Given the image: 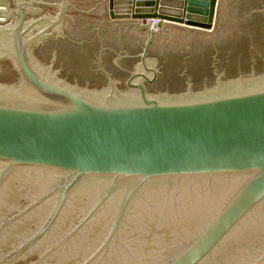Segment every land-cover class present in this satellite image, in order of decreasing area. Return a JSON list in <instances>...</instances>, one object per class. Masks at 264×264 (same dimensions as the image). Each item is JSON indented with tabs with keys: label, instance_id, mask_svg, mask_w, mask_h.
I'll return each instance as SVG.
<instances>
[{
	"label": "water",
	"instance_id": "water-1",
	"mask_svg": "<svg viewBox=\"0 0 264 264\" xmlns=\"http://www.w3.org/2000/svg\"><path fill=\"white\" fill-rule=\"evenodd\" d=\"M108 1L113 27L136 28L146 44L128 80L89 88L37 54L70 0H0V185L27 181L29 201L8 222L48 208L16 252L63 228L47 253L90 235L83 264H264V63H245L251 42L264 47V15L250 13L254 0ZM169 24L176 54L196 47L204 67L194 57L181 83L155 88L149 50ZM220 46L225 75L202 83ZM77 63L65 66L72 79L89 68Z\"/></svg>",
	"mask_w": 264,
	"mask_h": 264
},
{
	"label": "flooded vegetation",
	"instance_id": "flooded-vegetation-1",
	"mask_svg": "<svg viewBox=\"0 0 264 264\" xmlns=\"http://www.w3.org/2000/svg\"><path fill=\"white\" fill-rule=\"evenodd\" d=\"M25 1L27 2L28 0ZM70 2L71 6L61 33L58 36L55 35L54 38H47L45 40L46 43H44L45 41L43 42V49L39 48L38 56L42 59L51 60L52 65L56 66L62 74L60 75L61 77L70 81L74 80V83L81 86L92 88L94 84H108L107 75L111 76L115 81H122L125 78L124 81L128 80L130 72L140 62L139 55L143 52V47L146 44L145 35L136 28H129L125 25L118 26L117 29L114 28L115 26L113 27L109 18L108 0L100 1L105 11L98 15L93 12L97 3H100L98 0H70ZM250 10L251 14L264 15V0H254ZM248 12H246L247 18ZM156 27L158 28V25ZM176 27V24L167 26V37H162L160 40L162 43L158 50L156 47L158 38L150 46L149 57L157 58L159 61L160 74L154 85L155 88L159 87L162 77L167 78L169 76L167 82L171 83L170 86H173L174 82L181 83V78L185 79L187 77H184V72L182 73L181 71L187 68V63L190 65L194 57L197 58L194 61V67H204L205 60L200 59L201 50H196V47H192L193 51L188 50L189 45L185 44L187 51L182 46L180 51H178L179 55L176 54V48L172 47L169 42ZM218 28L217 23L216 29ZM215 33L217 34V32ZM262 46L260 43L251 42L250 48L247 50L250 60L245 62L250 64L251 68H256L257 64L264 63V47ZM217 48L216 54H213L211 59H207L210 61L209 66L212 72L199 71V75L202 76V83L209 82L210 76L216 78L218 74L225 75L227 66L222 62V59H226V54H221V46ZM153 51H155V54ZM54 52L55 57L53 59L51 54ZM73 52H76V54H73ZM173 52H175V55ZM64 55L67 57V61H64ZM175 59H181V62L180 60L178 62L182 64V70L177 67ZM70 60L77 61V64L83 68H89L85 70V74H78L79 76L72 79L69 72H66L65 69L67 65L72 68ZM219 65H221V69H219ZM9 66L8 62L3 64V67ZM73 66L75 65L73 64ZM169 69L176 71V73H172ZM238 71L240 76L243 70L241 68ZM78 78H85V80L81 83ZM188 80L192 84L196 83L193 74L188 77ZM157 91L160 92L161 90L157 89ZM180 91L182 89L178 91L170 90L169 92ZM15 177L6 179L3 185L2 183L0 185V264H83L88 258L93 256V243L88 240L92 237L90 235H83L79 238L75 236L66 247V250L47 253V249L51 245L50 241H55L56 243L65 238L66 231L63 228L54 229L58 233L63 232V234H52L55 231H52L51 234L47 232L36 242L27 246L26 249L16 252L43 225L48 208H43L44 210L40 214L43 217L41 219H38V214H34V211H32L31 214H26L25 219L22 216L8 222L20 210L29 205L27 195L25 197L21 192L23 187L26 190L28 189V182H23L21 178L17 179ZM59 225L65 226L63 219L59 220ZM13 253H15L14 257H10L9 260L3 262L7 256Z\"/></svg>",
	"mask_w": 264,
	"mask_h": 264
},
{
	"label": "built area",
	"instance_id": "built-area-1",
	"mask_svg": "<svg viewBox=\"0 0 264 264\" xmlns=\"http://www.w3.org/2000/svg\"><path fill=\"white\" fill-rule=\"evenodd\" d=\"M148 22H158L159 23V20L158 19H155V20H150Z\"/></svg>",
	"mask_w": 264,
	"mask_h": 264
},
{
	"label": "rangeland",
	"instance_id": "rangeland-1",
	"mask_svg": "<svg viewBox=\"0 0 264 264\" xmlns=\"http://www.w3.org/2000/svg\"><path fill=\"white\" fill-rule=\"evenodd\" d=\"M177 27H179V26H177ZM181 28H183V27H181ZM200 32H205V33H210V34H213V31H212V32H207V31H200Z\"/></svg>",
	"mask_w": 264,
	"mask_h": 264
}]
</instances>
